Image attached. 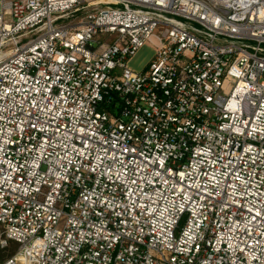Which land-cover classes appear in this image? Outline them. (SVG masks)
<instances>
[{
	"label": "built area",
	"instance_id": "1",
	"mask_svg": "<svg viewBox=\"0 0 264 264\" xmlns=\"http://www.w3.org/2000/svg\"><path fill=\"white\" fill-rule=\"evenodd\" d=\"M7 248L0 264H264V0H0Z\"/></svg>",
	"mask_w": 264,
	"mask_h": 264
},
{
	"label": "rangeland",
	"instance_id": "2",
	"mask_svg": "<svg viewBox=\"0 0 264 264\" xmlns=\"http://www.w3.org/2000/svg\"><path fill=\"white\" fill-rule=\"evenodd\" d=\"M155 53V48L149 41L144 42L126 61L125 66L134 72H140L146 68ZM10 252V249L0 251V262Z\"/></svg>",
	"mask_w": 264,
	"mask_h": 264
},
{
	"label": "trees",
	"instance_id": "3",
	"mask_svg": "<svg viewBox=\"0 0 264 264\" xmlns=\"http://www.w3.org/2000/svg\"><path fill=\"white\" fill-rule=\"evenodd\" d=\"M8 249H9V248H8ZM2 251H3V250H2ZM11 253H12V251H11V248H10V252L4 257V259H5L6 257L10 256Z\"/></svg>",
	"mask_w": 264,
	"mask_h": 264
}]
</instances>
